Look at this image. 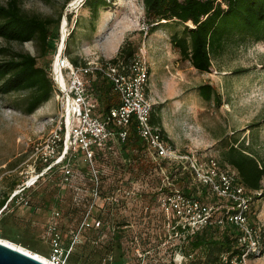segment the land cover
<instances>
[{
    "label": "rangeland",
    "instance_id": "obj_1",
    "mask_svg": "<svg viewBox=\"0 0 264 264\" xmlns=\"http://www.w3.org/2000/svg\"><path fill=\"white\" fill-rule=\"evenodd\" d=\"M82 1L20 0L27 14L61 17L54 54L48 52L45 58H40V64L53 54L52 65L62 38L63 47L67 46L63 53L81 63L95 57L110 60L123 39L129 37L137 44V52L144 47L150 70L147 97L174 146L201 158H217L218 139L238 136L239 141L243 140L245 146L252 144L256 154L264 158V39L228 47L213 60L210 73H200L187 61L180 60L170 47V35L162 29L171 31L174 26H160L161 31L157 29L154 35L141 29L144 21L140 0H110L111 8L101 12L94 26ZM5 2L0 0L2 4ZM0 49L40 53L33 42L7 43L0 39ZM5 54L0 52V62L9 57ZM207 82L218 89L219 103L205 102L198 96L196 87ZM24 95V92L0 94V199L31 179L27 161L31 146L53 129L58 118L59 106L53 96L34 113L24 114L16 104ZM134 153L130 151L128 157L114 153L98 161L103 175L101 192L117 201L108 202L100 214L103 225L99 229L84 232L82 243L75 248L83 261L78 264H175L174 255L176 263L182 259L180 254H174L178 250L174 247L179 245L184 247L183 252H178L192 253L189 264H202L201 251L186 247L188 240L167 227L155 199V191L162 183L159 185L157 177L151 176L147 157L142 155L138 159ZM72 164L74 170L85 173L79 157ZM262 185L264 190V179ZM89 188L88 180H82V176L80 181L67 186L60 184L57 173L44 175L27 192L30 207L10 205L0 212V238L12 243L10 239L34 241L31 246L38 250L37 255L47 256L50 252L47 223L51 212H59V225L67 237L89 209L86 201ZM252 207L257 245L253 246V256L233 264H264V197L255 199ZM96 214L93 210V215ZM115 214L118 217H113L115 222L110 224L108 217ZM121 219L125 222L118 223Z\"/></svg>",
    "mask_w": 264,
    "mask_h": 264
},
{
    "label": "built area",
    "instance_id": "obj_2",
    "mask_svg": "<svg viewBox=\"0 0 264 264\" xmlns=\"http://www.w3.org/2000/svg\"><path fill=\"white\" fill-rule=\"evenodd\" d=\"M141 29L147 33L149 26L144 22ZM59 46L52 65L50 77L53 82V97L58 106V118L55 126L38 142L31 146L27 161L30 167V178L17 186L8 196L0 212L10 205L30 207L27 195L39 178L46 174H59L61 185L71 186L75 182L88 180L90 188L86 201L89 209L83 214L80 224L71 229L67 237L59 225V212L52 211L47 223V239L50 252L44 256L49 264H69V257L88 229H99L102 215L108 202L117 201L112 195L101 192L102 172L99 160H105L114 153H124V145L133 132L142 142L141 149L133 152L140 158L146 156L151 164V176L157 177L162 186L155 192L156 200L164 215L167 227L174 233L181 227L193 233L210 223L214 212L213 206L206 205L197 199L185 197L174 188L175 171L188 172L191 178L209 186L211 192L228 201V222L236 225L241 233L239 245L245 246L241 260L257 245L255 230L247 220L250 194L240 185L236 172L229 166H221L215 157H198L189 151H180L160 126L151 123L152 103L146 93L150 70L144 47L139 49L129 63L111 62L95 57L85 64L74 65ZM96 75L106 79L117 97V105L105 113L99 110L97 98L89 89L87 78ZM134 153V154H135ZM143 155V156H142ZM80 158L85 173L74 170L73 162ZM129 160V159H128ZM29 181H31L30 184ZM161 194L160 191H166ZM82 200L83 199L82 197ZM93 210L98 214L93 215ZM227 211V212H228ZM176 248V247H174ZM177 249V248H176ZM178 253L186 264L192 254ZM226 261V257L222 258ZM237 258L231 259L233 264Z\"/></svg>",
    "mask_w": 264,
    "mask_h": 264
},
{
    "label": "trees",
    "instance_id": "obj_3",
    "mask_svg": "<svg viewBox=\"0 0 264 264\" xmlns=\"http://www.w3.org/2000/svg\"><path fill=\"white\" fill-rule=\"evenodd\" d=\"M140 1L143 8V21L149 26L148 34L160 30V26H174L171 31L167 28L162 29L164 33L170 35V47L177 53L180 60L187 61L200 73H210L213 60L221 56L228 47L264 39V0ZM110 4V0L82 1V6L89 12L92 26H94V21L101 17L104 9L111 8ZM60 19V15L53 18L52 16L27 14L23 11L20 0H6L4 4L0 3V39L7 43L33 42L40 48L38 55L0 49V52H6L5 55L9 56L0 62V94L24 92V97L16 103L24 114L34 113L53 96V82L49 72L52 56L60 37ZM92 30L94 31L95 27H92ZM71 34L72 31L69 36ZM137 49V44L127 37L120 45L116 56L110 61L129 63L136 55ZM50 51H53L51 58L40 64V58H45ZM65 51H67V46H65ZM70 60L74 65L79 64L77 59L71 58ZM81 63L85 64V61ZM87 83L90 91L97 98L99 110L102 113L117 105V97L106 79L99 75L89 76ZM195 90L202 101H216L217 103L221 101L218 89L210 82L200 84ZM151 123L161 127V117L153 111V105ZM162 132L167 136L163 129ZM244 143L243 140L239 141L238 136L218 139L216 160L221 166L231 167L236 172L240 185L245 188L246 193L250 194L247 220L249 225H252L255 218L252 203L255 199L264 197L262 185L264 158L256 154L252 149V144L245 146ZM141 147L142 142L131 132L128 143L124 145L123 154L128 157L130 151L133 152L134 148L141 149ZM137 158L140 159L138 156ZM173 184L181 195L214 207L210 223L197 231L189 233L181 227L177 228L178 235L188 240L186 247L192 251H201L202 264H230L233 258H237L239 262L241 255L245 252V246L238 243L240 229L227 220L229 211L224 206L230 203L214 195L208 185L191 178L188 172L181 171L180 168L175 171ZM13 187L14 185L9 191ZM163 192H168V189L160 191L159 194ZM8 195L9 192H6L1 197L0 209L5 205ZM156 196L155 193V199ZM113 217L117 218L118 215L115 214ZM100 218L102 219L101 215ZM109 222L111 224L110 218ZM113 222H115L114 218ZM117 222L125 221L121 219ZM251 227L254 228L253 225ZM10 240L36 254L39 253L36 248L25 241ZM116 247L120 248V245ZM183 247L179 245L176 248L182 251ZM252 252H248L245 258L253 256ZM223 257H226V261L222 260ZM192 260L191 258L188 262ZM70 261L71 264L81 262L80 254L74 250L69 257V264ZM117 261H120V257ZM188 262L186 264H189Z\"/></svg>",
    "mask_w": 264,
    "mask_h": 264
},
{
    "label": "water",
    "instance_id": "obj_4",
    "mask_svg": "<svg viewBox=\"0 0 264 264\" xmlns=\"http://www.w3.org/2000/svg\"><path fill=\"white\" fill-rule=\"evenodd\" d=\"M0 264H46V263L37 259L36 253H34L31 250L26 252L20 249L10 247L3 243H0Z\"/></svg>",
    "mask_w": 264,
    "mask_h": 264
},
{
    "label": "bare ground",
    "instance_id": "obj_5",
    "mask_svg": "<svg viewBox=\"0 0 264 264\" xmlns=\"http://www.w3.org/2000/svg\"><path fill=\"white\" fill-rule=\"evenodd\" d=\"M61 48H62V44H61L60 49H61ZM30 183H31V181H29L28 184H30ZM0 243H3V244L8 245V246H10V247H13V248L20 249V250H22V251H26V252H28V250H26V249H24V248H21V247L17 246L16 244H14V243H12V242H9V241H7V240H5V239H3V238H0ZM36 257H37V259H39L40 261H42V262H44V263H46V264H49V262L47 261V259L44 258L43 256H40V255H37V254H36Z\"/></svg>",
    "mask_w": 264,
    "mask_h": 264
},
{
    "label": "crops",
    "instance_id": "obj_6",
    "mask_svg": "<svg viewBox=\"0 0 264 264\" xmlns=\"http://www.w3.org/2000/svg\"><path fill=\"white\" fill-rule=\"evenodd\" d=\"M154 34H156V31L153 32V33H151L150 35H154ZM125 38H127V37H125ZM125 38H124V39H125ZM124 39H123V41H124ZM123 41H122V43H123ZM122 43H121V44H122ZM119 47H120V46H119ZM118 49H119V48H118ZM117 51H118V50H117ZM173 52L176 53L174 50H173ZM116 54H117V52H116ZM116 54H115V56H116ZM176 54H177V53H176ZM101 59H102V58H101ZM102 60H104V59H102ZM150 66H151V70H152V66H153V65H150ZM152 72H153V71H152ZM169 138H170V137H169ZM27 244H28V245H35V242H34V241H29V242H27Z\"/></svg>",
    "mask_w": 264,
    "mask_h": 264
},
{
    "label": "flooded vegetation",
    "instance_id": "obj_7",
    "mask_svg": "<svg viewBox=\"0 0 264 264\" xmlns=\"http://www.w3.org/2000/svg\"><path fill=\"white\" fill-rule=\"evenodd\" d=\"M113 216H114V215H113ZM113 216H109L111 223H112V221H113Z\"/></svg>",
    "mask_w": 264,
    "mask_h": 264
}]
</instances>
